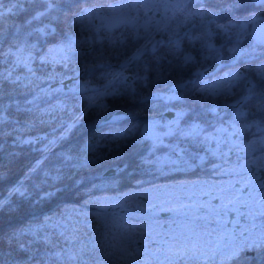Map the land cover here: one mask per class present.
I'll return each mask as SVG.
<instances>
[{"label": "snow or ice", "instance_id": "obj_1", "mask_svg": "<svg viewBox=\"0 0 264 264\" xmlns=\"http://www.w3.org/2000/svg\"><path fill=\"white\" fill-rule=\"evenodd\" d=\"M25 4L41 7L23 25L5 31V18L27 11ZM249 4L260 11L236 15ZM61 23L68 31L46 50L39 47L38 41L56 35L53 25ZM94 52L98 55L92 56ZM106 54L119 61V71L102 77L107 79L103 90L94 88L93 95L84 97L85 112L107 108L105 97L135 93L136 82L145 87L163 84L164 91L145 99L164 101L172 106L170 111L179 105L175 119L166 125L145 123L143 138L154 148L163 145V137L177 138V144L168 146L176 157L168 163L176 171L210 163L212 175L227 179L173 185L201 190L177 206H168L167 200L154 203L147 191L126 193L124 217L108 215L105 204L111 197L85 201V207L91 203L101 209L103 214L95 219L86 211L54 223L46 216L37 225L17 230L32 236L28 244L18 245L28 255L26 264H264V0H7V5L0 0V66L8 65L0 70V89L7 83L31 92L27 105L39 109L38 102L51 95L35 83L43 79L33 66L37 61L67 68L73 60H102ZM209 60L221 71L205 78L207 69H201ZM105 67L112 65H92ZM186 73L196 79L185 78ZM3 96L0 90V100ZM13 103L18 111L33 110ZM13 103L0 106V123L8 120L6 112ZM161 127L167 131L160 132ZM41 164L37 161L26 178ZM32 188L20 180L6 195L0 194V211L11 209L14 197L34 195L39 201L54 194L38 184ZM160 213L171 219L161 222ZM134 216L138 223L131 222ZM16 235L13 232L12 238Z\"/></svg>", "mask_w": 264, "mask_h": 264}, {"label": "trees", "instance_id": "obj_2", "mask_svg": "<svg viewBox=\"0 0 264 264\" xmlns=\"http://www.w3.org/2000/svg\"><path fill=\"white\" fill-rule=\"evenodd\" d=\"M5 2L7 5V0ZM24 7L28 10L5 18L2 26L5 31H11L13 26L23 25L41 5L25 4ZM252 11H260V9L249 4L247 7L239 8L236 15L246 16ZM47 22L46 20L45 23ZM53 26L57 27V34L38 41V45L43 49L55 43L64 32L68 31L66 24ZM96 55L98 54L95 52L92 54V56ZM92 56H85L78 62L73 60L67 68L60 65L42 67L69 74L77 72L99 88H103L107 84V79L102 77L117 69L119 61L107 54L102 60L96 61ZM148 59L149 57H144V61ZM105 61L112 67L92 68L93 63ZM221 63L227 64L228 61L223 60ZM211 65H213L211 60L206 61L203 68L208 69ZM5 68L6 64L0 66V70ZM220 71L219 69L214 74L205 73L206 78L209 75L215 76ZM185 78L196 79L187 73ZM134 87L135 93L128 91L124 95L105 97L103 103L107 108H88L85 112L87 104L74 98L69 99L62 107L56 108L43 107L42 105L50 103L47 99L38 102L40 107L37 109L34 105L25 103L26 99H31V92L14 89L7 83L3 84L0 90L3 91L4 96L0 100V106L18 101L22 109L33 110L18 111L13 103V107L6 112L8 120L0 123V194L6 195L7 190L20 180H24L25 186L30 191H34L32 186L38 184L41 185L42 191L54 194L39 201L34 195L30 198L14 197L12 208L0 211V264H26L28 255L21 251L18 245L28 244L32 236L17 230H26L28 226L37 225L46 216H52L54 220L69 207L81 204L85 199L126 193L145 184H153L161 178L190 179L195 176L210 175L209 163L194 171L159 176L163 166L157 162L158 154L161 151L172 153L168 146L177 144L178 139L167 137L166 144L154 148L150 140L143 138L141 126L144 121L151 118L164 120L166 109L172 106L166 105L161 100L145 99L155 92L164 91L163 84L152 82L145 87L143 82H136ZM119 91H123V88L120 87ZM21 92L26 94H19ZM121 107L128 110V117L116 122H100L108 113ZM178 107L179 105L176 109ZM249 108L255 111L252 105H249ZM69 125H72L70 130ZM52 130L56 131L52 138H46V141L39 140L38 135L47 137ZM249 136L251 135L246 134V138ZM21 140L34 142L23 144ZM92 145L94 148L91 149ZM181 146L189 147L187 144ZM37 161H42L40 168L30 179L26 178L29 169ZM147 161H156V163ZM13 232H17L15 238H12ZM38 246L43 247L32 245L33 248ZM252 264L256 262L253 261Z\"/></svg>", "mask_w": 264, "mask_h": 264}, {"label": "rangeland", "instance_id": "obj_3", "mask_svg": "<svg viewBox=\"0 0 264 264\" xmlns=\"http://www.w3.org/2000/svg\"><path fill=\"white\" fill-rule=\"evenodd\" d=\"M40 47V45H38ZM50 46V45H49ZM44 50H46V47L44 48ZM34 68H36L38 70V75H40L43 79L42 81H36V84H39L40 87L47 89L51 95L47 96L44 98V100H49L50 103L49 104H45L42 105L43 107L48 106V108H56L57 106H61L66 103L67 101H69V99L74 98L77 99L78 101H84V103L87 104V101L84 100V97L86 96H91L93 95V91L92 89H100L103 90V88H99L98 86H96L95 84H93L91 82V80L87 79L85 76L79 74L76 75V73H63L62 71H56L52 68H43L39 62L37 61L34 65ZM53 66V65H52ZM8 67V65L6 64V68ZM208 67V66H207ZM205 68L201 69L202 71ZM119 71V68L115 69L113 71L117 72ZM216 76V75H215ZM206 78V75H205ZM35 86V85H33ZM63 89L62 91H56V89ZM80 88H86V91H80ZM70 89H73L72 91H70ZM31 98H32V94H31ZM41 106V108H43ZM69 107V106H68ZM171 108V107H169ZM169 108L166 109V117L164 118V120H161L159 118H151L147 121H144L142 123L141 126V131L143 134V125L145 123H148L150 121H156L158 122V124L160 125H166L168 124L171 120L175 119V110L174 109L172 111L169 110ZM160 132H164L167 131L166 128L161 127L159 129ZM55 130H52L51 133L43 138V136L38 135V138H40V141H46V138H52L53 135L55 134ZM167 137H163V144L167 143L166 140ZM252 138L251 136H249V139ZM152 144V142H151ZM153 145V144H152ZM91 149L94 148V145H92L90 147ZM202 154V153H201ZM175 155L173 153H168V152H160L157 156V162H159V164H161L163 166V171L162 173L159 174V176H166L170 173L173 174H178L179 172L182 173L183 171H176L174 169V166L168 163L169 159H175ZM236 157L233 155L232 156V160L235 161ZM211 168V165L209 166V170ZM185 173V172H183ZM202 176V175H201ZM195 176L193 178L190 179H185V178H175L173 180H169L166 178H161L159 179L157 182L153 183V184H145L143 186H140L138 188L132 189L129 192L126 193H131V192H144L147 191V195L149 199H152L154 203H163L165 200L169 201V205L168 206H177L178 202H188L186 200V197L188 195H190L193 191L196 192L197 196L200 195L201 190L200 189H192V188H188V189H181L179 187H172L173 185H177L182 181H192V180H207V181H217L219 182V180L221 179H227V177H220V176H215L212 175L210 172V175L207 177L205 176ZM159 186L161 188V191L157 192L154 189ZM126 193H120L117 195H107V196H103V197H111L112 199L108 200L107 203L105 204V207L107 208V213L108 215H112L115 214L118 217H124L127 215L128 212V206H127V202L123 199L124 194ZM103 197H95V198H88L85 199L81 202V204H78L74 207H69L65 212H63L61 215L57 216L54 220L53 223L60 219L62 216L63 217H70V218H76L77 217V213H83V212H88V214L95 219V216L100 213L103 214L101 209L95 208L91 203H89L87 205V207H85V201H95L97 198H103ZM179 198V200L177 199ZM141 198V202H142ZM213 203H217V201H213ZM83 204V205H82ZM108 205H112V207H108ZM117 205H124L123 208L121 207H117ZM140 212L139 210H136L135 216H139ZM135 216L132 218V223H138V220L135 218ZM82 218V217H81ZM159 219L161 220V222H165L171 219V215L168 213H165L164 215L160 216L159 215Z\"/></svg>", "mask_w": 264, "mask_h": 264}, {"label": "water", "instance_id": "obj_4", "mask_svg": "<svg viewBox=\"0 0 264 264\" xmlns=\"http://www.w3.org/2000/svg\"><path fill=\"white\" fill-rule=\"evenodd\" d=\"M219 69L215 68L213 65H211L208 69H207V74H214L215 72H217ZM157 93V92H155ZM153 93V94H155ZM129 112L126 108L121 107V108H117L115 110H113L112 112L108 113L100 122L101 123H106V122H116L119 120H122L126 117H128ZM110 172H112V170H110ZM165 213H160L159 215L162 216ZM232 217L230 216L229 219H231ZM243 223V222H242Z\"/></svg>", "mask_w": 264, "mask_h": 264}, {"label": "flooded vegetation", "instance_id": "obj_5", "mask_svg": "<svg viewBox=\"0 0 264 264\" xmlns=\"http://www.w3.org/2000/svg\"><path fill=\"white\" fill-rule=\"evenodd\" d=\"M231 227V226H230Z\"/></svg>", "mask_w": 264, "mask_h": 264}]
</instances>
